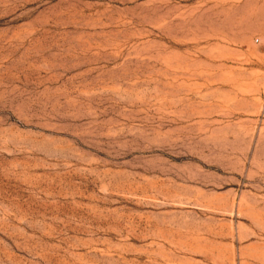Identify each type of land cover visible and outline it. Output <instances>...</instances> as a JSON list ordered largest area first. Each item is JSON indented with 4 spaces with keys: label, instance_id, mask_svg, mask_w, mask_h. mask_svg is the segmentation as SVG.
<instances>
[{
    "label": "rangeland",
    "instance_id": "obj_1",
    "mask_svg": "<svg viewBox=\"0 0 264 264\" xmlns=\"http://www.w3.org/2000/svg\"><path fill=\"white\" fill-rule=\"evenodd\" d=\"M0 264H264V0H0Z\"/></svg>",
    "mask_w": 264,
    "mask_h": 264
}]
</instances>
